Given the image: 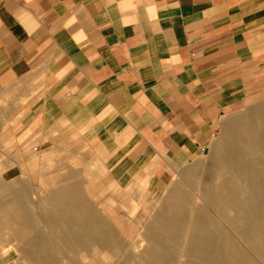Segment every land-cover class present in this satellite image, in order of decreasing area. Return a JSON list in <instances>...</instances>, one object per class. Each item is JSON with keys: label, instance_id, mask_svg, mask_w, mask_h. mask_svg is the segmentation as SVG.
Masks as SVG:
<instances>
[{"label": "crops", "instance_id": "0c3cea01", "mask_svg": "<svg viewBox=\"0 0 264 264\" xmlns=\"http://www.w3.org/2000/svg\"><path fill=\"white\" fill-rule=\"evenodd\" d=\"M263 77L264 0H0V101L25 144L86 147L157 206Z\"/></svg>", "mask_w": 264, "mask_h": 264}, {"label": "bare ground", "instance_id": "6f19581e", "mask_svg": "<svg viewBox=\"0 0 264 264\" xmlns=\"http://www.w3.org/2000/svg\"><path fill=\"white\" fill-rule=\"evenodd\" d=\"M232 124L221 138V153L203 177V205L192 206L189 192L169 193L136 241L121 239L101 209L86 206L80 194L48 190L40 201L43 206L34 210L24 187L4 174L0 236L7 230L17 251L34 264H179L178 250L187 260L180 264H229L228 257L235 264H252L222 222L261 252L264 213L255 212L254 206L264 204V100ZM194 167L188 183L195 179Z\"/></svg>", "mask_w": 264, "mask_h": 264}, {"label": "rangeland", "instance_id": "374dc122", "mask_svg": "<svg viewBox=\"0 0 264 264\" xmlns=\"http://www.w3.org/2000/svg\"><path fill=\"white\" fill-rule=\"evenodd\" d=\"M262 100H264V77L257 80L254 91L244 99L238 110L222 115L213 124L214 130L206 149L188 162L175 178L171 186L176 185L178 189L189 192L192 195V206L203 205L199 196V192L203 190V185H206L207 181L203 177L221 153V138H223L225 129L231 128L232 121ZM1 106L3 108H0V124H4L5 119V122L8 121L7 118L11 120L8 121L10 126L6 129L7 131H0V176L4 174L11 177L14 174H24L25 178L11 177V180L15 186L24 187L31 203L29 206H33L34 210H37L35 206H43L40 201L47 196L48 190H66L72 192V195L80 194L86 206H98L101 209L102 215L113 224V228L121 239L138 240L146 224L158 210L157 205L165 197L166 192L155 200L145 193L143 187L128 185L123 188L109 178L107 169L90 156L86 147H72L71 140L68 146H64L58 152L36 151L34 146L28 144L29 142L25 144L21 115L15 113L8 115L9 111L17 110L16 105L11 108L7 99L0 101ZM8 156L14 161L9 162ZM40 156L43 157V161H39ZM45 167L49 170L44 172ZM193 167L195 179L193 183H188L183 179V173ZM39 171L45 175H59V177L41 179L38 177ZM254 207L255 212L264 213V204ZM247 219L251 222L256 221L249 216ZM222 226L231 236L234 246L241 254L248 256L253 261L252 264H264V258L261 256V252L264 253V247L259 252L255 246L243 242L244 239L231 232L223 222ZM260 230L263 235L260 239L263 240L264 228ZM2 234L0 236V264H28L15 248V242L9 240L7 230H4ZM96 254L97 256L102 255ZM176 260L179 264L187 261L179 250L176 252ZM233 260V257H228L229 264H235Z\"/></svg>", "mask_w": 264, "mask_h": 264}]
</instances>
